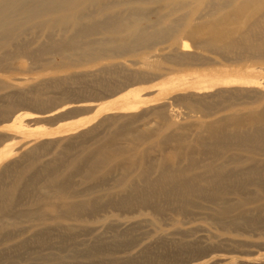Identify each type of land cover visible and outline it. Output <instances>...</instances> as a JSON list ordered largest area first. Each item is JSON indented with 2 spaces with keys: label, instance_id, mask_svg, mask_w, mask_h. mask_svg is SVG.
Instances as JSON below:
<instances>
[{
  "label": "bare ground",
  "instance_id": "bare-ground-1",
  "mask_svg": "<svg viewBox=\"0 0 264 264\" xmlns=\"http://www.w3.org/2000/svg\"><path fill=\"white\" fill-rule=\"evenodd\" d=\"M152 86L157 96L145 98ZM114 94L93 111L159 101L40 138L0 165V256L135 264L170 245L197 258L208 246L188 238L193 229L120 253L144 221L160 231L194 215L222 232L264 234V0H0V120L14 113L8 124L25 138L60 102ZM72 105L58 117L88 109ZM175 107L201 119L177 123ZM224 242L238 240L211 245Z\"/></svg>",
  "mask_w": 264,
  "mask_h": 264
},
{
  "label": "rangeland",
  "instance_id": "rangeland-1",
  "mask_svg": "<svg viewBox=\"0 0 264 264\" xmlns=\"http://www.w3.org/2000/svg\"><path fill=\"white\" fill-rule=\"evenodd\" d=\"M136 86H139V85L127 86L125 89L119 91L116 94L118 95L119 93L125 91L126 89H129L131 87H136ZM155 87L156 86L147 87L146 90L144 89L141 92L142 93L144 92L143 94L146 95V96L144 95L145 98H147V97L148 98L155 97V96H157L156 94H158V92H157L158 88L157 87L155 88ZM150 88H152V89H150ZM146 92H150L149 95L146 94ZM154 93H155V96H154ZM116 94H114L112 96L103 97V98L84 99V100L79 101V102H81V104L79 102H73V103H66L63 106H61L60 105L61 102H60V103H58V105L56 107L52 108V111H50V112H53V111L57 110V112L54 113L51 116L53 118L51 121L41 120L39 122V126L36 127V128L34 126H37L38 123L36 125V124H34L33 121H31L30 124H31V127H33L32 129L34 131H33V133L31 135L29 134L25 138H22V136L23 137L25 136L24 134H21V133H18V132L15 131V127L13 125H9V124H12V123H10V121H12L11 117H13L14 113L11 114L8 117V119L0 120V125H2L1 126L2 128L0 127V134L2 135L1 140H0V146L1 145L3 146L4 143H5V144H9L10 145L9 148H12V151L10 152V155L8 153L6 155H3L0 158V165L4 164L8 160L12 159V157L13 158L17 157L18 154L22 150H24L26 147H28L29 145H31L33 142L37 141L40 138H57V137H60V136H63V135H69V134H72L74 132L83 130L86 127L94 124L99 118H101L105 114H108V113H117V114L118 113H121V114L135 113V112H138L141 108L154 105V104H156V102L159 101V100L158 101H152V102L149 101L151 103H149V102L145 103V104L141 105L138 109H135L133 111H119V110H116V111L115 110H111V111H109L110 109H108V111H105V110H102V112L98 111L100 113V115H99L98 112H94L95 109H96L95 108L96 104H99V102H101V101L110 99V98L116 96ZM71 104L76 105L78 108L87 107L88 109L83 111L82 113L75 114L74 116L60 119L58 116L63 114V113H65L67 110H69L70 108L68 106L71 105ZM64 106H66V107L63 108ZM182 110H183L182 108L178 109V107H175V111H176V114H177V116L173 119L175 122H177V123H181L182 122L183 123V122H191V121H194V120L201 119L198 115L187 117L184 114H182ZM17 112L18 113L19 112H26V113H28V112L31 113L32 112V113H34L35 111H33L31 109H26V108H20V109H17L16 113ZM50 112H47V113H50ZM222 113H225V112L222 111L221 114ZM91 115H94V117H92ZM89 116H91V118ZM25 117H27V115L24 116V118ZM83 119H85V120H83ZM25 120H28V117ZM74 121H75V123H74ZM40 123H41V125H40ZM46 123H47V125H46ZM71 123H74V124H71ZM59 124H60V126L62 124V126H61L62 128L59 126V129H58L57 125H59ZM73 125H75V126L73 127ZM6 127H8V129L9 128L10 129L7 130ZM69 127L70 128L72 127L73 130L74 129H76V130L73 131L72 129H70L71 131L70 130H68V132L64 131V133L63 132L62 133L59 132V134H58V132H56V133H53V135H51L52 134L51 133L50 134L51 136H47L48 134H42L43 136L42 135H38L39 137L37 136V134L39 132H41L42 129H43L42 132H46L45 130H47V131H49V130L51 131L52 130L53 131L54 130L53 128H55V130H60V129L63 130V129H68ZM46 128H48V129L50 128V129L48 130ZM11 130L13 132H15V133H13ZM12 136L14 137V140L12 139L13 138ZM35 136H37V137H35ZM10 141L14 142L13 145H15V146H13L12 142H10ZM24 142H26V144H24ZM92 225L96 226V228H95L96 232H99V231L103 230V226H101L100 222H97V221L96 222H92ZM162 228L163 229L159 231V230L155 229V226L151 222L144 221L143 222L142 231L144 230V232H146V233H143L141 236H135V239H134L135 242L132 245H130L127 249H124V250L120 251L121 255L134 254L144 244H146L148 242L149 243L152 242L159 234H166V233L172 232L173 230L193 229V232L191 233V235L188 238H198L206 246H208V249H207L206 253H204L201 257L188 258L187 256H184V255H175L173 250L171 249L170 245H165V246L161 245L158 248L157 247H153L152 248V250H151L152 252L149 255L148 259H146L144 261H140V259L138 258L135 261V264H143V263H146V262H149L150 264H163V263L170 264L173 259H175L177 261L174 264H205V263L206 264H208V263H210V264L211 263H213V264H226V263L227 264H229V263L230 264H264V256H261V254L264 255V234H259V233L258 234L257 233H243V234H239L238 233V234H236V233L222 232L217 227H215L214 225H211L208 222L207 219H205L203 217H200L198 215H194L191 220H188V222L183 223V224L170 225L167 222V225H165V226L163 225ZM168 236H171V234H168ZM226 238L238 240V242H237V244L234 243L235 245H227L228 242H224V244L216 245L215 246L216 248L214 247V245H211V243H214V241H217V239H226ZM210 246H212V247H210ZM213 248H215V249H213ZM0 249H2V245L1 244H0ZM211 249H213V250L211 251ZM159 254H166L165 260H158ZM216 258H217V261H216ZM234 259H235V261H233ZM243 259H245L246 261L243 260ZM209 260L213 261V262H209ZM7 261H14L15 264H27V263L32 262V260L28 259L27 257L13 254V252L10 249L9 250H5L2 253V255L0 256V264H2L4 262H7ZM179 261H180V263H179ZM206 261H208V262H206ZM232 261H233V263H232Z\"/></svg>",
  "mask_w": 264,
  "mask_h": 264
}]
</instances>
